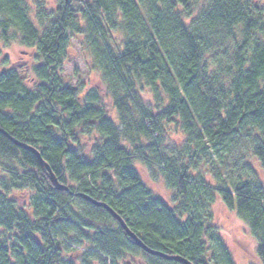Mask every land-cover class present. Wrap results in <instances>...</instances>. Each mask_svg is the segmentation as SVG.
Wrapping results in <instances>:
<instances>
[{"label": "trees", "instance_id": "16d2710c", "mask_svg": "<svg viewBox=\"0 0 264 264\" xmlns=\"http://www.w3.org/2000/svg\"><path fill=\"white\" fill-rule=\"evenodd\" d=\"M202 1L59 0L51 14L37 2L35 20L25 0H0V38L40 60L29 84L0 68V129L38 150L69 188L57 189L38 157L0 132V264H183L145 252L82 195L153 251L235 264L204 215L218 196L249 227L264 264V6L212 0L187 23ZM111 32L125 36L120 49ZM75 35L86 37L118 122L98 94L61 77ZM169 124L186 136L183 149L164 147ZM92 137L88 151L82 139ZM136 163L165 165L177 205L154 195ZM201 164L215 183L194 175ZM16 191L31 194V211L10 197Z\"/></svg>", "mask_w": 264, "mask_h": 264}, {"label": "rangeland", "instance_id": "374dc122", "mask_svg": "<svg viewBox=\"0 0 264 264\" xmlns=\"http://www.w3.org/2000/svg\"><path fill=\"white\" fill-rule=\"evenodd\" d=\"M32 9V17L36 20V4L41 2L44 10L48 13H53L58 7L59 0H25ZM88 1V0H87ZM92 1V0H89ZM212 0H203L201 3L194 7V14L191 19L186 22L190 23L198 18V15L209 9ZM256 4L264 6V0H255ZM81 26H84V22L80 21ZM110 40L113 48L120 49L122 43L125 40V36L122 32H111ZM87 40L85 35H75L70 44L67 59L62 68L61 77L67 85L84 87L87 95L98 94L100 96V104L105 108L108 115L119 121V114L114 108L112 97L108 92L106 86H104L103 76L97 68H95V62L91 56V52L87 46ZM40 60L38 54L32 48L21 45L18 41H10L5 43L0 38V68L6 70L9 68H15L20 73L26 74L27 82L32 78V71L35 65L39 64ZM30 87L32 85H29ZM142 97L147 101H153L152 95L149 90H145L142 93ZM166 130L169 136L167 141L165 140L164 147L177 150L184 148L186 136L181 132L179 126L176 124H169L166 126ZM95 138H83L82 143L90 151L95 145ZM255 168L259 165L257 161H251ZM164 166H149L140 163H136V168L141 176L145 185L154 193L155 196L163 199L167 205L174 207L175 194L171 190L164 177ZM210 165L201 164L199 171L195 170L194 175L197 173L199 177L204 175L207 182H213V176L211 175ZM218 169L221 170V165L218 164ZM198 171V172H197ZM259 172V171H258ZM262 182L264 183V173L260 172ZM5 175L0 170V180ZM228 177L227 174L223 175L225 180ZM18 203L19 207H23L28 211H31L30 197L31 194L28 191H16L10 196ZM204 215L210 219V225L217 228L224 244L229 249V252L235 262V264H261L257 255L258 242L251 233L246 223L238 217L235 211L229 210L222 200L217 196L211 204V208L204 211ZM115 226V225H113ZM2 231H0L1 233ZM215 255V254H214ZM133 262V264H139L140 258H126L121 264H127Z\"/></svg>", "mask_w": 264, "mask_h": 264}, {"label": "water", "instance_id": "95a60500", "mask_svg": "<svg viewBox=\"0 0 264 264\" xmlns=\"http://www.w3.org/2000/svg\"><path fill=\"white\" fill-rule=\"evenodd\" d=\"M0 132L4 133L7 137H9L12 142L14 144H16L17 146L23 148L24 150L28 151V152H31L33 153L34 155H36L38 157V159L41 161V163L43 164V166L46 168V170L48 171L49 175L51 176V179L52 181L56 184L57 186V189L59 190H63V191H68L69 192V188L60 184L58 182V180L56 179L54 173L52 172L51 168L49 167V165L47 163H45L42 158H41V155L40 153L38 152V150L34 149L33 147L29 146V145H26L24 143H21V142H18L16 141L15 139H13L12 137H10L7 133H5L4 131H2L0 129ZM83 199L92 203L93 205L95 206H98V207H102L104 209H106L112 216L115 220L118 221V223L120 224V226L123 228L124 232L127 234V236L138 246L140 247L141 249H143L145 252H147L148 254H151V255H156V256H160V257H163L165 259H168V260H174V261H178V262H181L183 264H192L190 263L189 261H187L186 259H183L181 257H177V256H167V255H164V254H161L159 252H156V251H153L151 249H149L129 228L128 226L126 225V223L124 222V220L115 212L113 211L109 206H107L106 204L104 203H101V202H97L95 200H93L92 198L88 197V196H83Z\"/></svg>", "mask_w": 264, "mask_h": 264}]
</instances>
